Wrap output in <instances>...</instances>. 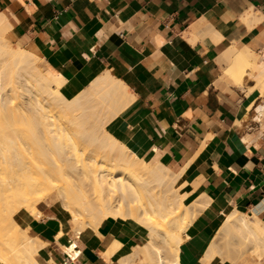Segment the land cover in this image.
<instances>
[{"label": "crops", "instance_id": "1", "mask_svg": "<svg viewBox=\"0 0 264 264\" xmlns=\"http://www.w3.org/2000/svg\"><path fill=\"white\" fill-rule=\"evenodd\" d=\"M0 15L8 42L64 77L67 99L105 73L125 85L132 101L105 132L148 163L184 171L195 186L187 201L206 203L181 245V264H202L210 242L220 251L218 208L264 224V87L252 69L264 68V0H0ZM231 51L251 65L238 78L227 73ZM50 197L28 235L47 242L53 264H119L99 249L145 241L140 226L112 218L74 238L46 212L57 202ZM60 231L80 249L74 259L56 244ZM239 264H264V256Z\"/></svg>", "mask_w": 264, "mask_h": 264}, {"label": "bare ground", "instance_id": "2", "mask_svg": "<svg viewBox=\"0 0 264 264\" xmlns=\"http://www.w3.org/2000/svg\"><path fill=\"white\" fill-rule=\"evenodd\" d=\"M6 21L0 15V159L6 161L0 160V264H41L39 260L53 264L46 252L47 242L27 234L29 222L42 217L37 206L52 195L59 200V208L76 235L85 227L96 232L107 218L131 220L145 231L141 245L128 248L113 242L107 249H99L105 262L116 259L119 264H181V245L192 235L191 221L206 203L187 201L195 186L188 183L184 171L174 172L158 161L151 167L147 157L141 159L128 153L114 136L105 132V125L132 101L125 85L105 73L91 81L86 90L67 99L61 92L64 77L49 68L41 71L35 54L5 39ZM227 60V73L234 78L251 67L247 57L236 51H231ZM252 69L257 75V86L264 87V68ZM89 102L100 104L101 114H96L93 121L100 134L94 133L87 121L81 125L80 117V123L77 117L73 120L76 123L70 120ZM26 106L30 113L37 114L30 121L36 120L48 139L58 140L51 139L55 163H28V169L23 162L18 165L11 160L7 138L18 122L13 119H22L28 111ZM81 141L85 148H79V154ZM80 158L83 161L72 163ZM16 165L24 166L18 168L23 180L19 175L15 178ZM218 212L222 217L220 236L238 239L243 255L250 253L258 259L264 256V224L255 215L232 207L218 208ZM245 240L251 244L246 245ZM55 242L72 259L80 254L75 241L61 231ZM207 248L199 257L200 262L222 264L217 245L210 242Z\"/></svg>", "mask_w": 264, "mask_h": 264}, {"label": "rangeland", "instance_id": "3", "mask_svg": "<svg viewBox=\"0 0 264 264\" xmlns=\"http://www.w3.org/2000/svg\"><path fill=\"white\" fill-rule=\"evenodd\" d=\"M24 48H28L27 46H23ZM40 57V56H39ZM37 66L38 68L41 70V71H45L47 68L45 67V64H44V61L43 59L40 57L39 61L37 62ZM23 104V103H22ZM85 106V109H81V111H78L77 114L73 117H71V121H73L74 119L76 120V117H77V120L78 118L80 117L82 123L81 125H83L86 121L89 123V126H92V128H94V133H99L100 134V131L98 130L97 128V124L94 123L93 121H96V117L97 116L96 114H101V110H100V104L99 103H93V102H89L87 105H84ZM24 107L25 109H27L28 111L24 113V117L21 119V118H15L13 119L14 121H18L16 122V124H14L13 126V129L14 131H10V135L9 137L7 138V144H9L10 148H11V153H14L12 155L9 154L11 160L13 161V163H17L18 165L21 164L22 162L24 163V166L25 167H28L29 169V166L28 163H55L54 160L56 159L54 157V155H52L54 152L52 150L53 149V141L57 142L58 140L54 137H52L51 139H48V137H46L42 132H41V127H39L36 123V120L35 121H30V119H32L33 115L34 117L37 115L35 112L33 113H30L31 111L29 110L30 107ZM84 112H83V111ZM100 110V112H99ZM78 113H81V114H78ZM32 117V118H31ZM75 117V118H74ZM30 118V119H29ZM37 118V116L35 117V119ZM73 118V119H72ZM21 119V120H20ZM34 119V118H33ZM90 119V120H89ZM85 121V122H84ZM114 120L110 121L108 124L105 125V130H108V128L110 127V125L112 124ZM20 122V123H19ZM74 123H76L75 121H73ZM78 122L80 123V121L78 120ZM86 122V124H87ZM92 122V123H91ZM22 126H21V125ZM32 124V125H31ZM84 126H87V125H84ZM17 127V128H16ZM18 130V131H17ZM12 136V137H11ZM24 137V138H23ZM0 138H2V135H0ZM47 138V139H45ZM1 140V139H0ZM52 142V143H51ZM64 143V142H63ZM14 144V146H13ZM52 146H50V145ZM81 146L78 147V149L82 147V150L83 148H85V143L83 141H81ZM13 148H12V146ZM39 145V146H38ZM49 145V146H48ZM51 147V148H50ZM21 150H20V149ZM80 149H79V154H81L80 152ZM48 150V151H47ZM34 151V152H33ZM52 151V152H51ZM55 151V150H54ZM69 151H72V150H69ZM128 153H130L128 150H126ZM22 152V153H21ZM25 152V154H24ZM50 152V153H48ZM18 153V154H17ZM44 153V154H43ZM132 154V153H130ZM17 155V156H16ZM21 155V156H20ZM26 156V157H22V156ZM35 155V156H34ZM40 155V156H39ZM47 155V156H46ZM51 157H50V156ZM133 155V154H132ZM29 156V157H28ZM39 156V159L37 158ZM44 156V157H43ZM46 156V157H45ZM50 158H49V157ZM14 157V159H12ZM22 157V158H21ZM42 157V158H41ZM54 157V158H53ZM24 158V159H23ZM140 158V157H139ZM30 161H29V160ZM36 159H38L37 161H35ZM47 159V160H46ZM84 158H80L79 160H76V161H73L72 163H80L81 160L83 161ZM142 159V158H141ZM1 160V159H0ZM26 160V161H24ZM33 160V162H32ZM40 160V161H39ZM18 161V162H16ZM43 161V162H41ZM80 161V162H79ZM85 161V160H84ZM1 163H6V161H2L1 160ZM7 163H10V162H7ZM22 163V164H23ZM84 163V162H83ZM87 163V161L85 162ZM154 163L155 161L154 160H150V162L148 163L149 166L153 167L154 166ZM111 165H116L115 163H111ZM22 166V165H20ZM20 166H17L14 167V171H15V178L18 179V177L20 176V178L22 179V176L20 175V170L18 171V168ZM22 166V167H24ZM79 166V165H78ZM81 166V165H80ZM80 166L78 168H80ZM20 169V168H19ZM22 169V168H21ZM23 170H25V168L22 169V172ZM18 171V172H17ZM26 172V170H25ZM23 172V173H25ZM19 175V176H18ZM28 176V175H27ZM24 179L27 178V177H23ZM23 180V179H22ZM190 196V195H189ZM188 196V197H189ZM53 197L57 200V202L59 203V200L57 199V197L55 195H53ZM187 197V198H188ZM55 202V203H52V205L50 207H47L45 208V210H47L46 212L47 213H50L54 219L56 221H54V223L56 224V226H58V229L59 227L62 228L63 232H69L72 237L76 238V237H79V235H76V233L74 231H71V225L69 224V220L67 219V216L62 212V210L59 208V204ZM59 209V210H58ZM43 218V215L41 218H36L35 220H41ZM195 219V218H194ZM192 220V218H191ZM131 221V220H129ZM194 220H192L191 222L193 223ZM133 222V221H131ZM190 222V223H191ZM134 224H136L135 222H133ZM189 223V224H190ZM192 223H191V227H192ZM137 225V224H136ZM139 226V225H138ZM28 230V229H27ZM90 231V228L88 227H85L84 231ZM193 230V228H192ZM219 230V229H218ZM218 230L215 232L217 233ZM83 231V232H84ZM82 232V233H83ZM81 233V234H82ZM214 233V237L216 236V234ZM27 234H28V231H27ZM193 234V233H192ZM183 236V233L181 234ZM29 236V235H28ZM213 237V238H214ZM31 238H36V237H31ZM246 241V245H250L251 242H248V240H245ZM227 242L229 243V245H227ZM240 242L238 239H235V237H230V236H222L221 237V247H220V251H219V254H220V258L224 261H227L229 262L230 264H239L241 263L242 261L246 260V259H256L252 254H246V256L244 258H241L243 256L242 254V250H240ZM159 245L163 246L162 245V242H159ZM250 247V246H249ZM218 248V247H217ZM239 259V261H237ZM41 264H44L45 262L42 261V260H39ZM237 261V262H236Z\"/></svg>", "mask_w": 264, "mask_h": 264}, {"label": "built area", "instance_id": "4", "mask_svg": "<svg viewBox=\"0 0 264 264\" xmlns=\"http://www.w3.org/2000/svg\"><path fill=\"white\" fill-rule=\"evenodd\" d=\"M77 257V256H76Z\"/></svg>", "mask_w": 264, "mask_h": 264}]
</instances>
